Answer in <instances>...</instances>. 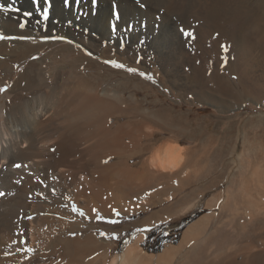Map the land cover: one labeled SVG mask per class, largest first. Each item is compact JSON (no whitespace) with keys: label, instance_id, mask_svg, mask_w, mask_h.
<instances>
[{"label":"bare ground","instance_id":"6f19581e","mask_svg":"<svg viewBox=\"0 0 264 264\" xmlns=\"http://www.w3.org/2000/svg\"><path fill=\"white\" fill-rule=\"evenodd\" d=\"M112 3L118 4L119 21L111 17ZM9 4L20 11H0V34L35 40H0V87L11 83L0 98V192L4 193L0 196V264H264L263 251L230 252L226 236L213 256V250L203 253L198 241L207 234L210 213L191 223L178 245L160 253L145 251L138 244L143 238L138 233L111 254L113 244L96 233L70 237L72 230L80 228L78 219L85 217L59 206L70 204L90 216L96 214L95 208L110 217L113 208L125 214L159 206L155 214L151 211L140 219L143 225L180 215L192 206L189 201L168 213L174 202L166 188L179 181L184 184V178L187 184L189 177L187 153L179 139L153 147L140 142L166 127L180 134L187 127L181 117L144 106L137 94L151 89L150 82L85 55L74 42L94 55L140 67L154 77L159 74L151 67L158 65L174 87L184 84L191 90L205 85L214 92L230 87L237 95L260 99L264 97V0H99L96 13L88 11L80 20L73 7L65 9L62 0H52L47 33L37 24L32 0H0V7L7 9ZM87 6L91 9L90 0L80 5ZM24 12L33 15L24 17ZM200 20L204 23L198 25ZM110 21L116 25L114 34ZM53 28L72 43H41L40 37L50 35ZM181 28L192 35L186 37ZM200 30L220 38L217 44L224 64H212L207 57L198 61L195 56L184 65L185 45H195ZM214 39L208 44H215ZM33 55L37 58H30ZM251 67H257L263 78V84L253 90L248 80H255L257 74ZM146 149H151L148 158L140 167L131 166L128 160ZM16 163L22 167H13ZM176 164L179 167L172 166ZM148 190L147 200L142 201L140 195ZM219 194L210 197L207 206L213 207ZM223 199L221 207L226 209L229 193ZM22 247L32 251H18Z\"/></svg>","mask_w":264,"mask_h":264},{"label":"rangeland","instance_id":"374dc122","mask_svg":"<svg viewBox=\"0 0 264 264\" xmlns=\"http://www.w3.org/2000/svg\"><path fill=\"white\" fill-rule=\"evenodd\" d=\"M84 9L90 11L88 6ZM203 23L204 20H200L198 25ZM209 38L208 35H204V31L200 30L194 37V41H198H196V46L186 43L184 50L187 58L185 54L183 57V61H186L185 66L189 65L187 60L193 58L191 60L193 61L195 56L198 57V61L203 57L210 58L212 64L226 62L223 50L219 49L217 44L220 38ZM213 39L216 40L215 44H208ZM74 45L87 55L82 45L76 42ZM91 56L100 62L107 60L96 54ZM2 58L1 55L0 59ZM257 67L261 68V66ZM257 67L250 68L252 73L254 71L257 74L255 80H248L250 90L263 84V78L258 76ZM134 68L145 72L140 67ZM151 71L158 73L159 77L158 75L157 77L152 76V81L145 78L150 82L151 89L138 93V98L144 106H148L151 110L164 109L178 118L181 117L182 124H186L187 127L177 135H174L171 129L166 127L163 129L164 131L144 137L140 142L153 147L163 140L172 142L179 139L178 142L183 145L185 154L189 155H185L188 157H186V162H188L185 170L189 177H187L188 183L183 194L188 193L185 199L191 193L192 196L198 194L196 198L200 199L203 205L197 216L204 213L212 215L206 227L207 234L201 235L198 248H201L203 253L213 250L211 257L215 254L223 237L226 236L225 243H228L227 248H230V252L236 250L235 254L241 251L252 255L258 253L257 251L259 253L263 251L262 257H264V97L259 99V97H249L248 95H237L236 89L230 90V87H225L226 89L224 88L222 91L215 90L216 92L210 86L205 85L203 87L196 85L191 90L190 88L184 89V86H187L184 84L174 87L167 82L166 74L158 65H153ZM87 72L89 71L86 70ZM131 74L140 77L138 73ZM228 78L231 79L230 75ZM113 80L115 79L113 78ZM10 86L9 82L0 88L8 90ZM3 94L4 91L0 92V98ZM150 150H143L138 157L130 158L129 164L139 167L148 158ZM107 161L110 160L107 159ZM149 193L150 190L142 193L140 199L146 201ZM216 193H220L218 201L215 202L217 206L215 204L213 207L206 206L208 199ZM228 193L231 201L226 209H222V200ZM59 206L63 209L71 208L72 210L73 208L70 204L60 203ZM116 210L120 213L119 217L103 216L97 211L94 216L87 214V219L79 218L80 228L72 230L69 236L73 237L72 233L77 235L89 231L96 233L102 240L113 244L110 253L114 254L124 248L125 240L131 241L138 234L136 229L152 227L139 224L140 219L147 214V211L121 214L119 209ZM76 213L74 216H77ZM97 215L105 219L97 220ZM189 215H183L182 221ZM109 218L118 219L119 223H107ZM181 219L176 226L179 227ZM165 225L171 226L170 229L174 227L172 223H165ZM101 231H104L107 236H111L115 232L120 235L121 239L111 240L101 237L99 235Z\"/></svg>","mask_w":264,"mask_h":264},{"label":"snow or ice","instance_id":"6c2138e0","mask_svg":"<svg viewBox=\"0 0 264 264\" xmlns=\"http://www.w3.org/2000/svg\"><path fill=\"white\" fill-rule=\"evenodd\" d=\"M32 2H33V5L36 7L37 15L39 16V20L37 21V24L38 25H42V31L47 33L48 32L47 22L49 21L50 15H51L52 0H32ZM41 3L43 4L42 7H41ZM62 3H63V7L65 9H68L70 6L73 7V10L76 11V13H77V15H76V19L77 20H80L81 16L88 15V11L85 10L84 8L80 7V5L86 4L87 0H62ZM90 3H91L90 11L92 12V14H95V12L97 10V7H98V4H99V0H90ZM140 6L144 7L143 4H141ZM4 10L13 11V12H19L20 11L18 8L13 7L12 4H9L7 6V9H5L3 7H0V11H4ZM32 15H33V13H31V12H24L23 13L24 17H29L30 18ZM111 17L113 19H115L116 21H119V19H120V14H119L118 4L117 3H112V5H111ZM26 23H27V21H24L23 23L20 24V27L24 28ZM52 23L56 24V23H58V21L57 20H52ZM71 23H72L71 21H68V25H71ZM109 26H110L111 32L114 34L116 32V25L112 24L111 21H110L109 22ZM140 26L141 27H146V23H142ZM76 27L79 29L80 25L77 24ZM127 27H128V30L131 31L133 26L131 24H129ZM180 30L186 37L192 35V33L185 31L183 28H181ZM83 31H84L85 34L88 32V30L86 28L83 29ZM6 39L7 40H12V39L34 40V37H31V36L13 37V36H5L3 34H0V40H6ZM40 41H41V43H48V42H68V43H72V41H70L67 36L57 33L55 28L52 29V32H51L50 35H47V34L42 35L40 37ZM78 47H79V45H78ZM121 49L123 50V45H121ZM85 52H86L87 55H90V56L93 55V53L90 52L87 49H85ZM32 58L36 59L37 57H32ZM103 63L106 64V65L111 66L114 69H125L130 74L131 73H138V75L141 78H146V79H148L150 81L153 80V77H152L151 74H146L145 72L139 71L137 68H134V67H126V65L124 63H121V62H119L117 60L107 59V60H103ZM137 63H139V60H137ZM6 90H7L6 88H0V92L6 91ZM51 150L55 151L54 148L51 149ZM180 151H182V149ZM103 162L107 163L108 161L105 160ZM13 167L20 168V167H22V165L19 164V163H16V164L13 165ZM23 167H27V165H23ZM174 167H179V164H176ZM167 170L168 169H165V171H167ZM17 183H19V181H17ZM52 191H53V194H55V190L53 189ZM3 195H4V193L0 192V196H3ZM169 199H171V197H169ZM72 211L74 213L78 212L80 216H83V217H85L87 219L84 211L81 210V209H78L76 206H73ZM92 211H93V213H96L97 210L94 208V209H92ZM112 212H113V216L114 217H119L120 216V213L116 209L113 208ZM27 219H32V217L29 216V217H27ZM96 219L97 220H104L105 218L102 217V216L97 215ZM107 223L117 224V223H119V220L118 219L109 218V219H107ZM135 231L136 232L148 233V232L151 231V228H149V227L138 228ZM71 235L74 236L75 233H72ZM99 235L101 237H105V238L111 239V240H120L121 239L120 235H118L115 232H113L111 236H107L104 231H101L99 233ZM163 235L167 236L168 233L164 232ZM13 243H17V242L13 241ZM19 243L21 245H24L25 242H24L23 239H21L19 241ZM124 243H127V240H125ZM18 251L30 252V251H32V249L27 248V247H22L21 249H18Z\"/></svg>","mask_w":264,"mask_h":264},{"label":"crops","instance_id":"0c3cea01","mask_svg":"<svg viewBox=\"0 0 264 264\" xmlns=\"http://www.w3.org/2000/svg\"><path fill=\"white\" fill-rule=\"evenodd\" d=\"M140 167V166H139ZM187 180V179H186ZM186 180H185V178H184V184H182L183 182H181L180 183V181H179V184H177L175 187L174 186H172L173 184H175V183H172L171 185H170V187L169 188H166V189H168V190H166L165 192L166 193H168L169 192V194H171L172 196H173V199H172V201L171 202H174L173 204L171 203V202H169L168 204L167 203H165V207H168V206H170L171 204V206H170V209H168V212H170V213H173V212H176L177 210H179L180 209V206H182L181 208H183V207H185L184 205H186L187 203L189 204L190 202L192 203V206H193V203L195 202V204H194V206L192 207L191 206V208L189 209V210H187L186 212H184V213H182V215L180 216L179 214H175V215H172V216H169V217H166L165 219H162V220H159V221H157V222H155V223H153V224H150V225H147V226H152L151 227V231L150 232H148V233H144V232H138V233H142V237L143 238H141L140 239V241L138 242V244L145 250V251H147V252H149V253H160V252H162L163 250H164V248H166L167 246H176V245H178L179 244V242H180V240H181V238H182V235H183V232H184V230L191 224V223H193L194 221H196V219H198L200 216H197L196 218H194L192 221H190L188 224H184V221H185V219H183V221H182V219L181 218H183L182 216L184 215L185 216V214H195V213H199L200 212V210H201V206L203 205V203H202V201H200V199H196V197L198 196V194L196 195V194H193V196H192V193L188 196V198L187 199H185V197L188 195V193H186V194H183L184 192V190H185V186H186ZM178 182V181H177ZM176 182V183H177ZM172 186V187H171ZM182 186V187H181ZM174 190H173V189ZM177 188H179V190H177ZM181 188V189H180ZM176 189V190H175ZM175 191H177V192H175ZM148 195V194H147ZM194 195H196V196H194ZM178 197V199H176ZM181 198V199H180ZM175 199V200H174ZM180 199V200H179ZM192 199V200H191ZM209 200V199H208ZM187 201V202H186ZM190 201V202H189ZM170 204V205H169ZM216 205V204H215ZM207 206V205H206ZM217 206V205H216ZM154 207V208H153ZM155 207H156V209H155ZM158 207L159 206H157V205H153L149 210H150V212H146L147 214H151V211L153 212L152 214H155V210H158ZM162 206H160V208H161ZM153 208V209H152ZM179 208V209H178ZM152 209V210H151ZM154 210V211H153ZM137 212H139V210H137ZM145 212V211H144ZM208 214V213H207ZM202 215H205V213L204 214H202ZM201 215V216H202ZM175 218H177V219H175ZM180 219H181V222H180V225H179V227L178 226H176L177 224H179L178 222L180 221ZM171 221V222H170ZM165 223H167V224H169V223H172L173 224V228H169V227H171V226H166L165 225ZM139 224H141L140 222H139ZM141 225H143V224H141ZM164 232H167L168 233V235L167 236H165V235H163V233ZM149 234V235H148ZM175 234H176V236H175ZM167 238V240L168 241H163L162 243H161V248H160V250L158 251V252H152V251H148V249H150V248H152V247H154L155 245H157L158 244V239L159 238ZM183 254V253H182ZM193 255H195V254H193Z\"/></svg>","mask_w":264,"mask_h":264},{"label":"trees","instance_id":"16d2710c","mask_svg":"<svg viewBox=\"0 0 264 264\" xmlns=\"http://www.w3.org/2000/svg\"><path fill=\"white\" fill-rule=\"evenodd\" d=\"M199 213H195V214H192V215H189L188 217H186V219H185V221H184V224L186 225V224H188L190 221H192L197 215H198ZM149 235V234H148ZM168 241L167 240V238H159L158 239V244L157 245H155L154 247H152V248H150V249H148V251H152V252H158L159 250H160V248H161V243L163 242V241Z\"/></svg>","mask_w":264,"mask_h":264},{"label":"clouds","instance_id":"9594fccd","mask_svg":"<svg viewBox=\"0 0 264 264\" xmlns=\"http://www.w3.org/2000/svg\"><path fill=\"white\" fill-rule=\"evenodd\" d=\"M163 166V165H162ZM172 166H175V165H172Z\"/></svg>","mask_w":264,"mask_h":264}]
</instances>
